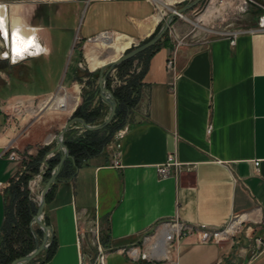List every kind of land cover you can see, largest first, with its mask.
Instances as JSON below:
<instances>
[{
	"label": "crops",
	"instance_id": "0c3cea01",
	"mask_svg": "<svg viewBox=\"0 0 264 264\" xmlns=\"http://www.w3.org/2000/svg\"><path fill=\"white\" fill-rule=\"evenodd\" d=\"M0 1L5 3H0V9L6 19L5 5L13 9L32 1L31 7L42 3L48 17L60 26L83 7L82 38L107 30L133 43L153 34L160 21L149 0ZM22 17L8 19L11 25L21 21L39 31L38 26L46 27L45 45L52 54L48 25H33ZM231 40L219 36L199 43L187 41L178 48L174 69L167 62L175 43H163L146 59L139 101L115 139L121 145L120 164L113 162L114 143L110 151L105 152L103 145L80 165L71 159L60 171L67 173L59 174L44 215L53 230L55 251L41 264H79L82 250L96 251L92 242L96 223L105 247L111 248L107 264H264V32H243L234 44ZM51 61L39 67L43 81L54 80ZM35 73L36 67L29 78L36 80ZM7 77L26 87L19 76ZM55 88L0 92V103L5 100L0 104V246L7 209L5 187L21 168V161L10 159L9 152L20 154L55 139L53 135L40 138L49 125L47 116L33 115L34 109L25 103L30 105ZM77 96H67L62 103L67 99L74 103ZM13 97L21 99L13 101ZM67 134L70 141L83 138L73 127ZM170 153L176 154L183 168L177 175L162 176L158 165ZM176 216L209 228H223L241 216L245 228L218 243L184 237L161 261L136 260L123 250ZM79 236H83L81 247ZM38 256L43 259L45 251Z\"/></svg>",
	"mask_w": 264,
	"mask_h": 264
},
{
	"label": "rangeland",
	"instance_id": "374dc122",
	"mask_svg": "<svg viewBox=\"0 0 264 264\" xmlns=\"http://www.w3.org/2000/svg\"><path fill=\"white\" fill-rule=\"evenodd\" d=\"M191 1L192 0H160V3L157 4L152 1L151 2L156 8L157 15H160L161 17L159 25L162 26L165 19L171 13L172 10L178 9ZM210 1L211 0H204L202 2H199L194 7L183 13L185 16L195 21L196 25L191 21L187 20L186 18L182 17V14L175 17L173 24L169 28V30L171 31L168 30L166 33L168 37V42L175 43V38L177 36L179 38H184V41H189L191 43H199L208 41L215 37H219L221 33L226 31L247 29L257 24L260 9L259 6L256 4H264V0H253L257 3L249 2L246 6V10H243V4L245 0H236V5L233 9L229 10L228 8L222 7L218 9L217 12L213 11V7H210ZM0 3L4 2L0 1ZM30 3L32 5L35 4L32 1L26 2L23 3L27 5L26 7L15 6L13 9H11L9 5L8 8L5 5L6 15L8 12V17L10 19L13 17V15H15V20L23 16L26 21L33 25H39V23H46L45 25H48L47 27H49V32L53 38L51 45L52 47H54L55 50L53 51V55H51V57L40 56V61L37 62H35L33 58H28L20 63L13 65L10 63L9 60H0V90L2 91L3 88L1 87L5 86L7 94H11L13 92H18L27 89H42L44 87H47L48 85V89H50L52 85L54 86V88L56 87L54 90H51V92L47 94H40L37 98L34 99V102L30 105H28V102L25 103L27 106H29L30 108L32 107L34 109L35 112L33 115L45 114V116H47L46 119L49 125L48 128L44 130V132L40 135V138H49L52 135L55 136L56 134H58L67 120H69L72 116H79L78 114H76V112L80 106H87V108L91 110H99V114L96 116V120L94 122L87 123L95 125L102 122L107 117L109 112V106L107 103L103 102L99 94L98 88L99 69L102 65H99L97 69H92L91 62H106L116 59L121 56L122 53L127 51L130 47L133 48L135 47V45H141L146 42L152 37L153 34L145 38H135L133 43H131L130 47L127 50H125L124 52L113 53L112 46L116 42L117 37H121L118 36L119 34H114L113 32L108 35L100 34L95 39V36L92 37V39H89L82 38L79 35L82 33L81 26L84 18L83 7H81L78 15L69 14L66 23L60 26L55 23L56 21L53 20L52 16L48 17L47 10L46 8L44 9V7H42V3H40L39 7H31ZM8 24L9 30H11L12 26L15 23L11 25L9 21ZM38 27H41V30L39 31L38 35L40 37V41L43 44H46L45 35L47 28L44 26ZM163 38L164 37H162L160 41H162ZM3 44L4 39L0 38V45ZM5 49V47L0 46V53L4 52ZM51 58V65L53 67L55 75L52 84H50L51 82L48 84V82H43V75L39 71V67L41 68L42 64L48 62ZM146 58L147 54H144L138 59H135L131 66L129 74L125 73V71L121 72L119 70H116V68L112 72H110L108 76L109 78H111L110 84L112 89L124 84L125 82H130V80H132L134 76L139 74V72L143 69L145 65ZM35 67V74H37L35 75L36 80L30 79L29 82L26 81V87L20 82L8 80L7 75H10L12 77L13 75L20 76V74H22L21 76H23L24 79H27V77H31L29 75L32 72H35ZM43 67L47 68L48 66L44 65ZM45 71H47V69H45ZM64 71L65 75L63 76ZM57 78L58 82H60L58 85H55V81ZM76 94L79 97L78 104L77 101L73 103L74 106L77 104L76 108L73 111H63L62 107L60 106L64 98ZM20 99L21 97H13L11 100L16 101ZM4 102L5 100H2L1 103L4 104ZM101 102L103 103V105H100ZM128 119H130L129 114L126 118V121ZM113 128L105 127L104 129L96 130V132L85 130L83 127H81L79 123H75L73 125V129L77 132V134H80V136L82 135V137L88 139H92L93 137L102 140V143L105 145V152L110 151L112 149V145L115 143L116 135L118 134L119 128H116L114 130ZM55 146L56 139H54L53 142L49 144L43 145V143L40 142L35 144L32 148H26L24 150H21L20 155L22 160L20 170L22 172H19L18 176L15 177L5 187L7 205L11 215L9 216L12 218L14 217L15 220L18 217L17 199L13 197L10 188L13 186L14 182L20 181L24 174L34 172L32 177L27 182V188L29 189V198H31L38 207L43 187L49 178L45 176V172L48 169V167H45V164L46 161L48 163L49 158H51V152ZM41 153H43V159L41 160V164L39 165V171H33V166L37 164L36 161L38 160V157ZM21 186V189L25 188L23 184ZM235 220L236 218L233 219V221ZM233 221H231V223ZM244 222L245 221H241L239 229L243 230L245 228ZM31 227L36 231V228L38 226L34 223L33 225L31 224ZM8 230L9 228L6 231H3L2 236L7 235ZM232 232L230 233L231 236L239 234L238 231H235L233 233ZM225 240H228V238Z\"/></svg>",
	"mask_w": 264,
	"mask_h": 264
},
{
	"label": "trees",
	"instance_id": "16d2710c",
	"mask_svg": "<svg viewBox=\"0 0 264 264\" xmlns=\"http://www.w3.org/2000/svg\"><path fill=\"white\" fill-rule=\"evenodd\" d=\"M160 25L157 27L156 31L153 33L154 36L158 30L160 29ZM167 33V32H166ZM164 34L163 40L159 41L157 44L152 46L151 48L139 53L133 58L126 60L119 65H117L116 70L129 74L131 70V66L135 59H138L144 54H147V58L156 51L165 41L168 42L167 34ZM53 55V53L51 54ZM53 57V56H52ZM35 62L40 61L39 58L34 59ZM145 67V65H144ZM143 69L133 77L130 82H125L124 84L112 89L110 84L109 76H107L106 86L112 90L114 96L117 100V109L116 114L113 121L106 128H120L126 121V118L130 112V110L138 103L140 98V78L144 72ZM15 76V75H13ZM13 79V78H12ZM18 79H22L23 82H29V79H24L23 76H19ZM15 81V80H13ZM17 82V81H15ZM43 82H48V84H52L53 80H45ZM49 86V85H48ZM47 86V87H48ZM53 86V85H52ZM51 86V88H52ZM44 87L40 90H47L48 88ZM5 90V86L1 87ZM50 88V89H51ZM1 92V90H0ZM100 105H103L101 102ZM79 116H82L87 122H94L96 120V116L99 114V110L97 109H89L87 106H80L76 112ZM97 132V131H96ZM91 133V132H89ZM67 137V133H66ZM65 143L69 147L70 154L74 158V163L76 165H80L82 159H84L89 154H94L98 152L101 147L104 145L102 140L98 138L88 139L81 138L76 141H70L65 138ZM44 153V152H43ZM43 153H41L36 161L37 164L33 166V171H39V165L41 164V160L43 159ZM61 156L60 152H56V154L48 160V169L45 172L46 177H50L51 172L53 171L55 165L59 161ZM72 163L71 159H68L62 169L67 168ZM34 164V163H33ZM61 169V170H62ZM34 172H29L28 174H24L20 181H16L13 183V186L10 188V191L13 194V197L17 199V211L18 217L16 220L14 217H10V210L6 209V220L4 223L3 231H7V235L2 236L1 246H0V264H11V262L21 256H24L31 252L35 248V237L32 231L31 222L34 214L36 213L37 206L35 202L29 198V189L27 188V182L32 177ZM67 172H60V176L66 174ZM24 185V189H21V185ZM51 192V191H50ZM50 193L48 194L49 197ZM47 197V199H48ZM10 215V216H9ZM11 219H10V218ZM36 233L39 237L43 236V230L39 227L36 228ZM55 251V246L53 243L49 246L47 250H45V257L43 259H39L40 256L32 260L29 264H41L43 261L49 259ZM39 262V263H38Z\"/></svg>",
	"mask_w": 264,
	"mask_h": 264
},
{
	"label": "built area",
	"instance_id": "2783aa9c",
	"mask_svg": "<svg viewBox=\"0 0 264 264\" xmlns=\"http://www.w3.org/2000/svg\"><path fill=\"white\" fill-rule=\"evenodd\" d=\"M110 1V0H105ZM151 1V0H149ZM249 2L257 3L253 0H245L243 4V10H246V6ZM210 7H213V11H217L218 9L225 7L229 10L233 9L236 5V0H211L209 2ZM259 6L260 14L257 19V24L249 27L247 29L240 30H232L221 33L219 36L229 37L231 38V42L235 43V38L243 32L250 33H258L264 32V4H256ZM218 12V11H217ZM183 14V13H182ZM180 15V14H179ZM178 15V16H179ZM161 20V17H160ZM171 27V26H170ZM171 31V30H169ZM110 31H103L100 34H110ZM99 34V35H100ZM95 36L94 38L98 37ZM89 39H92L90 37ZM175 48L173 53L170 55L168 59L167 66L169 69L175 68L176 56L178 52V48L185 44L187 41H184V38H179L176 36ZM45 45V44H44ZM7 49H5L6 51ZM119 133L116 135L118 138ZM116 147L113 155L114 164H120L119 159V151H120V143L116 141ZM9 158L12 160H22L21 155L16 151L9 152ZM257 165L258 162H255ZM183 168V164L180 160H178L175 153H170L166 162L158 165V171L162 176H168L171 174L177 175L179 171ZM19 172H22L19 170ZM18 172V173H19ZM18 174L16 175V177ZM235 221L233 219L232 223L230 222L227 226L223 228H209L205 226H194L192 224H188L187 222L181 220L178 216L171 220H165L155 226L153 231L150 233H145L142 236L141 242H134L130 244L128 247L123 248L127 254L136 260H144L149 262L161 261L164 260L168 253L175 250L176 246L180 242V240L184 237L188 236H196L197 240L201 243H218L227 239L230 236V233L237 232L240 228L242 219L241 216H236ZM232 232V233H233ZM93 247H95L96 251L82 250L80 252L79 264H107V254L111 248L105 247L102 241V233L99 227V224L96 223L93 230ZM83 236L78 237V244L81 247ZM177 262V261H176Z\"/></svg>",
	"mask_w": 264,
	"mask_h": 264
},
{
	"label": "water",
	"instance_id": "95a60500",
	"mask_svg": "<svg viewBox=\"0 0 264 264\" xmlns=\"http://www.w3.org/2000/svg\"><path fill=\"white\" fill-rule=\"evenodd\" d=\"M202 1L204 0H192L188 4H185L184 6L178 9L172 10L171 13L165 19L163 25L160 27V29L154 36H152L150 39H148L146 42H144L141 45H135V47L133 48L130 47L127 51L122 53L121 56H119L116 60L108 62L99 69V75H98L99 94L103 102L107 103L109 106L108 115L102 122L95 125H91L87 123V121L82 116H72L69 120L65 122L59 133L55 135L56 146L52 149L51 155L54 156L56 152H60L61 156L59 161L55 165L53 171L51 172L50 177L48 178V180L46 181L43 187L36 214L33 216L31 222L32 225L35 223L39 228L43 230V238L40 239L36 231L32 229L35 237V248L28 254L14 259L11 262V264H29L41 252L47 250L51 245L53 230L52 227L45 222L44 215H45V208L47 204L48 194L50 193L54 184H56L58 180V176L60 174V171L64 163L68 159H73V157L70 154L69 147L65 143V135L67 131L71 129L75 123H79L81 127L91 131L101 130L107 127L114 119L117 109V100L114 96V93L106 86V79L107 76L110 74V72H112L120 63L133 58L139 53L157 44L162 39L164 34L169 30L170 26L173 24L175 17H177L179 14L186 12L187 10L191 9L196 4Z\"/></svg>",
	"mask_w": 264,
	"mask_h": 264
},
{
	"label": "clouds",
	"instance_id": "9594fccd",
	"mask_svg": "<svg viewBox=\"0 0 264 264\" xmlns=\"http://www.w3.org/2000/svg\"><path fill=\"white\" fill-rule=\"evenodd\" d=\"M51 2V0H49ZM38 29L30 28L25 24L13 26L11 35V44H8V29L4 18L0 17V34L4 39V44L0 45L7 50L0 53V60H9L15 65L28 58H39L40 56H49L51 49L41 43L38 36Z\"/></svg>",
	"mask_w": 264,
	"mask_h": 264
},
{
	"label": "bare ground",
	"instance_id": "6f19581e",
	"mask_svg": "<svg viewBox=\"0 0 264 264\" xmlns=\"http://www.w3.org/2000/svg\"><path fill=\"white\" fill-rule=\"evenodd\" d=\"M151 1H153L155 4H157V3H160V0H151ZM182 17H184V18H186L187 20H189V21H191L192 23H194L195 25H196V23L194 22V21H192V20H190V18H188L187 16H185L184 14H182L181 15ZM0 17H2V18H4L5 19V21H6V23H7V29H8V44L10 45L11 44V35H12V29H13V26L14 25H17V24H25V23H23V22H18V23H16V24H14L13 26H12V28H11V30H9V24H8V20L6 19V17H5V14H3V12L1 11V9H0ZM26 25V24H25ZM197 25H199V24H197ZM35 28V27H34ZM35 29H37V28H35ZM95 39V38H94ZM43 44V43H42ZM130 45H131V41L130 40H128V39H126V38H124V37H117V39H116V42L113 44V46H112V50H113V53H118V52H124L125 50H127L129 47H130ZM112 53V52H111ZM117 59V58H116ZM116 59H113V60H116ZM113 60H110V61H113ZM99 61V60H98ZM110 61H101V62H95V61H92L91 62V67H92V69H97V67L99 66V65H102V66H104L105 64H107L108 62H110ZM101 66V67H102ZM90 67V68H91ZM100 67V68H101ZM56 96V95H55ZM54 96V97H55ZM53 99V98H52ZM75 101H77V103H78V101H79V97L77 96L76 97V99H75ZM72 105H73V102L72 103H69V101H68V99L66 100V101H64L62 104H61V106L60 107H62V109L63 110H70V109H72Z\"/></svg>",
	"mask_w": 264,
	"mask_h": 264
},
{
	"label": "snow or ice",
	"instance_id": "6c2138e0",
	"mask_svg": "<svg viewBox=\"0 0 264 264\" xmlns=\"http://www.w3.org/2000/svg\"><path fill=\"white\" fill-rule=\"evenodd\" d=\"M0 38H3V39H5V37H4L2 34H0Z\"/></svg>",
	"mask_w": 264,
	"mask_h": 264
}]
</instances>
